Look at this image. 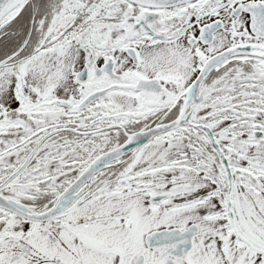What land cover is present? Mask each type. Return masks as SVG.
<instances>
[{
    "label": "snow or ice",
    "instance_id": "6c2138e0",
    "mask_svg": "<svg viewBox=\"0 0 264 264\" xmlns=\"http://www.w3.org/2000/svg\"><path fill=\"white\" fill-rule=\"evenodd\" d=\"M0 264H264V0H0Z\"/></svg>",
    "mask_w": 264,
    "mask_h": 264
}]
</instances>
